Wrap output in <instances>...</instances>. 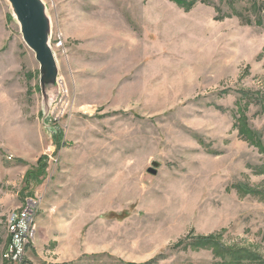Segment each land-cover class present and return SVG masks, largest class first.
Returning a JSON list of instances; mask_svg holds the SVG:
<instances>
[{
    "label": "rangeland",
    "instance_id": "obj_1",
    "mask_svg": "<svg viewBox=\"0 0 264 264\" xmlns=\"http://www.w3.org/2000/svg\"><path fill=\"white\" fill-rule=\"evenodd\" d=\"M38 1L44 59L0 0V264H264V0Z\"/></svg>",
    "mask_w": 264,
    "mask_h": 264
},
{
    "label": "water",
    "instance_id": "obj_2",
    "mask_svg": "<svg viewBox=\"0 0 264 264\" xmlns=\"http://www.w3.org/2000/svg\"><path fill=\"white\" fill-rule=\"evenodd\" d=\"M13 10V16L18 21L21 33L28 46L34 50L40 59H44L48 52V24L44 18L43 7L38 0H8ZM148 172L157 174L158 163Z\"/></svg>",
    "mask_w": 264,
    "mask_h": 264
},
{
    "label": "built area",
    "instance_id": "obj_3",
    "mask_svg": "<svg viewBox=\"0 0 264 264\" xmlns=\"http://www.w3.org/2000/svg\"><path fill=\"white\" fill-rule=\"evenodd\" d=\"M35 208L28 204L18 212L12 213L11 228L9 234L11 243L8 253L15 257L21 254L28 243L34 236L33 218H35ZM15 254V255H14ZM16 258V257H15Z\"/></svg>",
    "mask_w": 264,
    "mask_h": 264
},
{
    "label": "trees",
    "instance_id": "obj_4",
    "mask_svg": "<svg viewBox=\"0 0 264 264\" xmlns=\"http://www.w3.org/2000/svg\"><path fill=\"white\" fill-rule=\"evenodd\" d=\"M254 6H256V3H254ZM245 95V94H244ZM256 97V96H255ZM252 98V100H256V102H261L263 105V109H264V100L263 98ZM239 104V103H238ZM246 103L244 104H240L239 105V111L241 112L242 109H244L243 113L240 114V117L238 119V122L240 125H238V129L240 130V133L243 135H246L248 138L251 139V141L257 146L259 147L261 150L264 151V143L263 140L261 138V135H259V133L257 131H253L250 127H248L246 119L244 117V113L246 111ZM45 173V163H43V159L38 163V170L36 171H30L29 177H34V178H38L40 176H42ZM196 241V240H195ZM196 245L197 246H210L212 245V240L210 238H204L201 240H197L196 241ZM161 258V257H159ZM158 258V259H159ZM158 259L154 260L152 263H155ZM252 260V259H249ZM262 262V261H261ZM264 263V262H263Z\"/></svg>",
    "mask_w": 264,
    "mask_h": 264
},
{
    "label": "bare ground",
    "instance_id": "obj_5",
    "mask_svg": "<svg viewBox=\"0 0 264 264\" xmlns=\"http://www.w3.org/2000/svg\"><path fill=\"white\" fill-rule=\"evenodd\" d=\"M11 216H12V214L8 217V219H7V225H8V231H9V229L11 228ZM34 219L35 218H33V227H34Z\"/></svg>",
    "mask_w": 264,
    "mask_h": 264
}]
</instances>
